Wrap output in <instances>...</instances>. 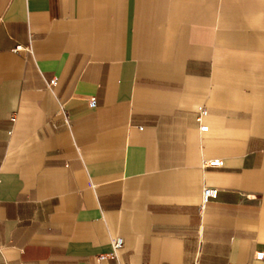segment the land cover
Masks as SVG:
<instances>
[{
	"label": "crops",
	"instance_id": "1",
	"mask_svg": "<svg viewBox=\"0 0 264 264\" xmlns=\"http://www.w3.org/2000/svg\"><path fill=\"white\" fill-rule=\"evenodd\" d=\"M0 18V264H264V0Z\"/></svg>",
	"mask_w": 264,
	"mask_h": 264
},
{
	"label": "built area",
	"instance_id": "2",
	"mask_svg": "<svg viewBox=\"0 0 264 264\" xmlns=\"http://www.w3.org/2000/svg\"><path fill=\"white\" fill-rule=\"evenodd\" d=\"M0 22H1V18H0ZM13 50L15 52H20L23 50L29 51L30 47H24L21 44H18L14 47ZM56 82H57V79L53 78L48 82V86L55 85ZM89 104L91 107L97 106V99L91 98ZM207 114H208V111L207 109L204 108L198 113L196 117V120L199 123L200 130L202 131L208 130L209 128L208 125L202 124L203 117ZM204 165L208 167H221L223 166V160L222 159L207 160ZM217 192H218L217 188L211 187V186H205L202 191L201 208H203L208 202H210L213 198H215L217 195ZM111 245H112L113 250L109 253H101L97 255V260L98 261L113 260L112 264H123L119 260L118 250L124 245V238L120 236L113 238L111 240ZM263 258H264V254H263Z\"/></svg>",
	"mask_w": 264,
	"mask_h": 264
}]
</instances>
